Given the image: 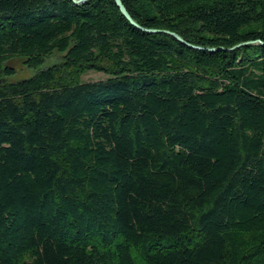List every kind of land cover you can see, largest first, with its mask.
I'll return each mask as SVG.
<instances>
[{"label": "trees", "instance_id": "obj_1", "mask_svg": "<svg viewBox=\"0 0 264 264\" xmlns=\"http://www.w3.org/2000/svg\"><path fill=\"white\" fill-rule=\"evenodd\" d=\"M121 1L0 0V264H264V0Z\"/></svg>", "mask_w": 264, "mask_h": 264}, {"label": "rangeland", "instance_id": "obj_2", "mask_svg": "<svg viewBox=\"0 0 264 264\" xmlns=\"http://www.w3.org/2000/svg\"><path fill=\"white\" fill-rule=\"evenodd\" d=\"M62 59L63 56L61 54L55 53L53 56L45 60V63L42 66V68L59 65L62 63ZM7 65H9L15 70V75L10 77L11 81H19V80L27 79L34 76L38 72L36 69L28 68L24 63V60L21 58L12 59L7 62ZM108 77L109 75H107L104 72L92 71L82 75L81 81L96 82V81L106 80Z\"/></svg>", "mask_w": 264, "mask_h": 264}, {"label": "water", "instance_id": "obj_3", "mask_svg": "<svg viewBox=\"0 0 264 264\" xmlns=\"http://www.w3.org/2000/svg\"><path fill=\"white\" fill-rule=\"evenodd\" d=\"M75 4H80V3H83L84 0H72ZM117 7L121 10V13L125 16V18L130 21L133 25H136V23L134 22V20L130 17L129 13L127 12V10L125 9V7L123 6V3L121 0H114ZM152 32H163V33H166V34H170L172 36H174L175 38H177L178 40L182 41V39L174 34V33H171L169 31H152Z\"/></svg>", "mask_w": 264, "mask_h": 264}]
</instances>
